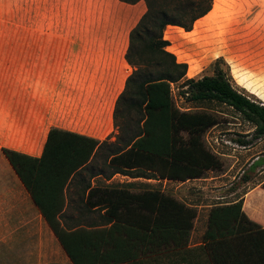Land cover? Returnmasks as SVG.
Segmentation results:
<instances>
[{
    "label": "crops",
    "instance_id": "obj_1",
    "mask_svg": "<svg viewBox=\"0 0 264 264\" xmlns=\"http://www.w3.org/2000/svg\"><path fill=\"white\" fill-rule=\"evenodd\" d=\"M145 10L143 0L135 4L120 0H0V31L7 26L20 28L14 35L0 34V246H8L10 251L29 246L19 248V258L25 251L37 264H60L61 256L65 264H71L3 149L38 158L52 128L98 140L89 161L71 173L57 198L64 201L61 226L94 230L99 240L107 235L99 230L114 222L106 204L118 201L120 194L112 188L132 193L152 188L165 191L164 184L174 181L149 177L146 170L138 173L135 168L129 173L117 172L109 163L112 156L129 148L132 131L124 124L116 125L114 112L132 72L126 60L130 31ZM43 28H47L45 33H40ZM80 143L82 150L88 148L89 142ZM60 169L64 175L69 168L64 165ZM219 177L176 182L209 183ZM176 198L196 208L183 247L189 254L173 255L177 249L169 247L175 246L172 241L160 246H168L179 264L186 259L189 264L203 263L198 247L203 245L213 205ZM131 207L132 220L142 216V229L137 228L142 232V246H151L146 231L149 213ZM203 208L209 209L195 240ZM252 208L243 204L245 213L264 228V215L258 216Z\"/></svg>",
    "mask_w": 264,
    "mask_h": 264
},
{
    "label": "trees",
    "instance_id": "obj_2",
    "mask_svg": "<svg viewBox=\"0 0 264 264\" xmlns=\"http://www.w3.org/2000/svg\"><path fill=\"white\" fill-rule=\"evenodd\" d=\"M135 4L140 0H120ZM145 12L129 35L126 60L132 67L125 88L116 102L114 119L131 129L129 148L112 156L115 171L146 170L149 177L185 181L202 177L204 171L221 169L222 162L209 150L203 134L218 124L216 116L206 110L181 109L173 100L171 84L180 82V93L191 103L217 102L238 112L254 127L256 137L264 135V104L238 91L222 67L212 75L186 78L187 65L177 62L163 38L166 27L186 31L208 14L213 0H143ZM80 142L88 148L81 149ZM239 142L243 143L242 140ZM99 141L52 128L42 155L38 158L3 149L54 232L71 264H146L189 254L186 247L196 208L160 189L132 193L112 188L119 200L106 204L114 221L100 240L94 230H67L61 226L60 212L64 201L58 200L78 167L87 163ZM254 163V162H253ZM68 166L64 175L61 167ZM253 165V164H251ZM132 171V170H131ZM264 188V181L261 184ZM122 194L126 197H123ZM243 197L232 202L214 204L207 217L199 256L210 264H264V228L243 210ZM131 206L149 213L146 226L151 246H142V216L132 220ZM121 209L120 212H117ZM126 210V211H125ZM116 212V213H115ZM146 218V217H145ZM177 251L168 252V246ZM168 256V257H167ZM200 263V264H203ZM183 264H189L186 259Z\"/></svg>",
    "mask_w": 264,
    "mask_h": 264
},
{
    "label": "rangeland",
    "instance_id": "obj_3",
    "mask_svg": "<svg viewBox=\"0 0 264 264\" xmlns=\"http://www.w3.org/2000/svg\"><path fill=\"white\" fill-rule=\"evenodd\" d=\"M46 29H40V33H45ZM19 32L20 28L7 26L5 30L1 28L0 34L14 35ZM163 38L168 43L166 49L176 61L186 63V78L212 75L217 67H222L238 91L264 104V0H213L212 9L198 19L191 30L168 26ZM180 84H171L177 106L206 110L218 119V124L206 130L202 138L206 147L222 162V167L206 170L202 176L221 177L209 183L191 180L183 185L167 181L165 192L183 197L186 201L192 199L211 205L243 197L245 208L253 207L258 216L264 215V188L261 186L264 181V135L256 137L253 125L225 104L186 101L180 93ZM119 120L118 123L122 124ZM162 186L163 183L159 188L162 189ZM250 191L254 192L250 194ZM208 209L199 211L195 240L199 238L198 229L202 227ZM21 247L29 248L19 246L18 250ZM18 250L10 251L8 246H0V264L38 263L25 251L19 258ZM12 258L15 261H10ZM59 259L60 264H65L62 256ZM155 261H147L146 264H167L163 257Z\"/></svg>",
    "mask_w": 264,
    "mask_h": 264
}]
</instances>
